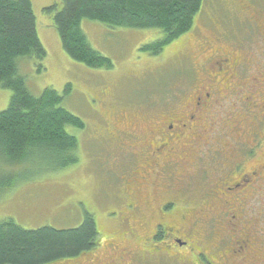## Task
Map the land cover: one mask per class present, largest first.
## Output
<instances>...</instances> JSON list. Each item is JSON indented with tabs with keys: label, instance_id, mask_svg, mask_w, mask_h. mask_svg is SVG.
I'll return each instance as SVG.
<instances>
[{
	"label": "flooded vegetation",
	"instance_id": "flooded-vegetation-1",
	"mask_svg": "<svg viewBox=\"0 0 264 264\" xmlns=\"http://www.w3.org/2000/svg\"><path fill=\"white\" fill-rule=\"evenodd\" d=\"M249 32L247 50L204 39L178 105L104 120L123 158L107 163L120 216L91 249L47 264H264V30Z\"/></svg>",
	"mask_w": 264,
	"mask_h": 264
},
{
	"label": "rangeland",
	"instance_id": "rangeland-1",
	"mask_svg": "<svg viewBox=\"0 0 264 264\" xmlns=\"http://www.w3.org/2000/svg\"><path fill=\"white\" fill-rule=\"evenodd\" d=\"M30 1L37 35L47 56L43 61H21L19 74L36 97L45 88L62 93L69 85L62 107L81 119L84 129L67 128L78 140V163L59 173L18 183L0 198V222L12 219L26 230H67L79 227L85 215L91 214L100 228L120 216V209L109 204L108 193L119 182L107 172V163L123 160L116 147L107 145L116 141H109L102 127L104 120L114 124L121 116H137L139 124L140 118L145 121L178 105L192 76L191 66L198 68L204 55V39L215 45L217 38H228L224 48L247 50L245 43L252 26L264 30V0H204L190 33L166 46L157 56L140 49L160 38L158 30L111 29L83 20L81 29L89 45L112 62L110 70L87 68L66 55L52 16L45 12L61 0ZM11 95L10 91L0 89V112L7 109ZM97 108L102 109L101 117H96ZM121 165L113 163L112 169L119 173ZM151 190L144 186L146 194ZM144 212L146 216L151 214L148 209ZM139 220L140 217H134L135 222Z\"/></svg>",
	"mask_w": 264,
	"mask_h": 264
},
{
	"label": "trees",
	"instance_id": "trees-1",
	"mask_svg": "<svg viewBox=\"0 0 264 264\" xmlns=\"http://www.w3.org/2000/svg\"><path fill=\"white\" fill-rule=\"evenodd\" d=\"M204 0H61L45 9L52 16L62 48L74 62L90 69L110 70L112 62L91 48L81 29L83 20L107 28L158 30L160 38L140 51L159 55L190 33ZM47 53L36 30L30 0H0V89L12 93L0 112V198L18 183L62 172L79 161L78 140L67 128L84 123L62 107V93L51 87L33 96L19 74V63L43 61ZM91 214L73 229L43 227L26 230L12 219L0 222V264H47L75 257L97 243Z\"/></svg>",
	"mask_w": 264,
	"mask_h": 264
}]
</instances>
